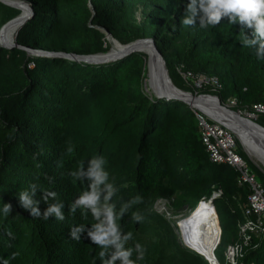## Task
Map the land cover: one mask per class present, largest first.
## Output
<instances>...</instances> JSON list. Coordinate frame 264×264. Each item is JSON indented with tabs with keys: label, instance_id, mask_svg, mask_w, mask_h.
<instances>
[{
	"label": "trees",
	"instance_id": "trees-1",
	"mask_svg": "<svg viewBox=\"0 0 264 264\" xmlns=\"http://www.w3.org/2000/svg\"><path fill=\"white\" fill-rule=\"evenodd\" d=\"M21 1L31 4L33 16L20 28L13 48L0 45V264H106L115 245L93 244L88 233L95 225L106 226L104 209L113 205L116 215L128 206L116 224L121 242L132 232L124 249L132 250L136 264H209L182 244L175 220L159 213L156 202L168 200V209L178 214L221 191L215 208L211 202L200 204L212 205L220 234L222 228L217 255L238 238L250 190L239 185L234 168L210 161L189 104L148 90V55L136 52L95 64L34 56L22 47L98 55L112 48L104 30L124 45L154 38L179 89L216 95L225 104L236 98L240 106L232 109L237 111L264 104V58L259 57L264 40L246 46L241 39L254 40V29L243 32L238 18L235 25L224 18L216 27L201 28L202 11L185 26L191 0ZM20 14L0 1V26ZM201 77L217 79L221 89L211 83L197 87ZM256 122L264 127V115ZM101 156L114 193L105 201L107 189L100 186L98 219L91 208L77 206L73 213L72 205L91 191V161ZM255 172L264 185V173ZM22 193L32 201L27 211ZM136 196L142 202L132 203ZM5 204H11L7 214ZM52 206H61L62 221L55 213L44 219ZM32 209L39 216H31ZM133 213L143 221L134 222ZM137 244L145 250L143 260ZM252 263L264 264V237L240 262Z\"/></svg>",
	"mask_w": 264,
	"mask_h": 264
},
{
	"label": "clouds",
	"instance_id": "clouds-1",
	"mask_svg": "<svg viewBox=\"0 0 264 264\" xmlns=\"http://www.w3.org/2000/svg\"><path fill=\"white\" fill-rule=\"evenodd\" d=\"M197 3H198V0H191V3L188 4V11H189L190 15H189L188 19L183 21L185 26L194 24L196 18L199 16V13L202 11L204 15L202 17H200L201 28L216 27L217 25H219L221 23V21L224 18H227L230 24L235 25L237 18H238L240 23L242 25H244V28L241 29L243 32L245 31L246 28H253L254 29V32H253V36L255 37L254 40H249V38L246 35H244L243 38L241 39L245 43L246 46L256 43L257 40H264V0H199V8L197 7ZM19 30L17 32V35L19 33ZM17 35H16V38H17ZM15 42H16V39H15ZM262 46H264V45H262ZM259 57L264 58V56H259ZM31 64H33V63H31ZM197 82L198 83H196V86L199 88L202 87L203 84H205V83L200 84L199 80ZM209 83H211V82H209ZM197 95H199V94H197ZM201 95H205V94H201ZM228 103H229V101L226 104L223 103V105H225L226 107H229L231 109L232 108H238V107H230V106H228ZM192 109L194 111L203 112L200 109H196V108L195 109L192 108ZM237 111L240 112L243 116L247 117L246 115L243 114L244 110L240 109ZM206 115L209 118L212 117L208 114H206ZM247 118H249V117H247ZM249 119H252V118H249ZM257 119H252V120H254L256 122ZM200 132H201V130H200ZM238 140L240 141L239 137H238ZM241 144L243 147L246 148V146L244 145L243 142H241ZM72 150L73 149L71 147L68 148L69 152H71ZM242 152H244L246 155L251 156L247 150H246V152H245V150H243ZM104 163H106V161H105L103 156L99 157L98 159L96 157H93V159L91 161V167L87 172V176L89 177V179L92 180L91 191H84L83 195H81L80 198L76 201V203L74 205H72V212L73 213L75 212L76 207L80 206V207H84V208H91L94 216L97 219L100 217L101 210L97 206L99 201H100V186L105 185V187L107 189V195L104 197L105 201L110 200L113 193H114L113 185L111 183L106 184V181H108V179H109V173L103 169L102 165ZM79 168H80L79 175H81V176L84 175V173H83V162L80 164ZM71 174L73 176H75L78 173L72 172ZM50 194L53 196L56 195V193H50ZM216 198H218V197H216ZM45 199H46V197H45ZM20 200H21V206L27 211L29 209V207L31 206L32 201L28 198V195L26 193L21 194ZM160 200H164V199H160ZM167 201L168 200H165V202H167ZM140 202H142V197H140V196H136L135 199L132 201V203H140ZM201 202L208 203L209 201L202 200L199 203H201ZM61 206L50 207L47 210V212L44 213V219L47 220L51 213H55L56 216L58 217V219L62 221L64 219V217L61 213ZM114 207H115L114 205L113 206H106L104 209V211L106 212V226L104 224L95 225L94 227L96 228V230L89 232L88 235L91 237V242L93 244L104 246V247H107L108 245H115L116 252L112 255L111 260L106 261V264H115V261L117 259H121L122 264H136V261L131 259L132 250L131 249H129V250L124 249V244L127 241H129L130 239H132L133 234H132V232H128V234L123 237V241L121 242V236L118 232V226L116 224V220L120 219L123 216V213L127 210L128 206L127 205L123 206L120 210L119 215L115 214ZM167 207H168V202H167ZM213 207L215 208L214 204H213ZM193 208L194 207L188 206L189 212H188L187 216L191 214L190 210H193V213H194L195 209H193ZM10 210H11V204H5L4 205L5 213L7 214ZM29 214L31 216H39V211L37 209H32L31 212H29ZM162 214H166V216L168 218L175 220L176 226H177V232L180 236V241L182 242V244L184 246L188 247L189 249H191V250L197 252L198 254H200L201 256H203L208 261L209 264H215L212 260L211 261L208 260L204 255H202L200 252H198L195 248L190 246L189 243L186 241L185 236H184V231L182 230V228L180 226V223H181L180 219H182L183 217L176 219L174 216L177 214H173L172 212L169 211V209H166V211ZM132 215H133V221L134 222H142L144 219V217L141 216L139 213H133ZM219 223H220V221H219ZM83 230H84V228L82 225L77 231L82 232ZM9 235H11V233H9ZM71 235L73 237H75L76 240L80 239L79 235L75 231L72 232ZM221 238H222V228H221V234H220V239H219L220 242L218 241L219 243L216 245L215 251L221 243ZM136 248L139 252L138 259L143 260L144 255H145V250L139 244L136 245ZM226 250H227V248H226ZM215 251H214V255L216 258L215 262H217V261L220 262ZM99 255L101 258H103L105 256V252L101 251L99 253ZM5 264H7V261H5Z\"/></svg>",
	"mask_w": 264,
	"mask_h": 264
},
{
	"label": "built area",
	"instance_id": "built-area-1",
	"mask_svg": "<svg viewBox=\"0 0 264 264\" xmlns=\"http://www.w3.org/2000/svg\"><path fill=\"white\" fill-rule=\"evenodd\" d=\"M30 67H34V64H31ZM209 82L216 87V90L221 89L217 79L209 80L205 77L199 79L200 84ZM239 105L238 99L229 100L228 106L238 107ZM195 113L201 130L202 141L209 154L210 161L234 168L238 173L239 185H247L250 190L248 204L244 208L246 220L239 224L238 238L228 245L224 263L240 264L246 250L253 245L254 241L264 237V185L251 169L247 160L240 154L245 147L242 146L237 135L224 123L213 117L209 118L204 112L195 111ZM243 114L249 118L257 119L259 116L264 115V104H254L252 107L244 109ZM221 195L222 192L219 191L214 193L213 196L220 197ZM197 206L193 208L195 209L194 213L197 211ZM216 263L222 264L218 261Z\"/></svg>",
	"mask_w": 264,
	"mask_h": 264
},
{
	"label": "water",
	"instance_id": "water-1",
	"mask_svg": "<svg viewBox=\"0 0 264 264\" xmlns=\"http://www.w3.org/2000/svg\"><path fill=\"white\" fill-rule=\"evenodd\" d=\"M0 1L3 2L4 4H7L9 6H12L22 11L24 10V8L27 9V12L22 13L21 11V14L19 16L9 21L8 23H6L1 30L2 33L6 34L7 29L12 25H15L16 28L20 29L24 25V23L33 16V7L28 2L21 1V0H0ZM104 32L106 33L107 39L112 45L111 51L105 54L77 55V54H66L64 52L57 53V52H47L43 50H34V49L26 48V47H22V48L27 50L29 54L34 55V56H56V57H62V58H69L72 60L85 61L88 63L102 64V63H109V62H114V61L123 59L136 52H142V48L145 45H148L150 47V50L152 51V57L157 67V79H158L159 88L158 90L155 91V95L158 98H166L169 100H172V99L182 100L185 103L189 104L194 109L195 108L198 109L199 104H201L203 101H206L205 100L206 98L212 99V103L214 104L215 107L223 111V113L228 115L229 117L231 118L233 117L237 121L238 124L240 122L241 125L246 127L249 132L252 133V131H254V132H258L259 134L264 135L263 126H261L254 120L243 116L240 112L234 111L231 108L226 107L225 105H223L221 99L218 96H213L209 94L197 95L192 92H187V91L179 89L173 83L169 75L166 61L163 57L162 52L159 50L158 45L154 38L139 39L130 44L124 45V44H121L115 38H113V36L108 31L104 30ZM115 43H117L121 47L120 50L116 49L114 51ZM15 45H16V42L13 41L11 46H9V48L11 47L13 48ZM147 60H149V57ZM148 68H149V64H148ZM149 72H150V68L148 70V78H149ZM215 198H216L215 196H212L209 202L213 203V200ZM201 203H206V202H201ZM205 257L210 261L212 260L214 263L216 261L214 252H213V258L212 257L210 258L207 255Z\"/></svg>",
	"mask_w": 264,
	"mask_h": 264
},
{
	"label": "bare ground",
	"instance_id": "bare-ground-1",
	"mask_svg": "<svg viewBox=\"0 0 264 264\" xmlns=\"http://www.w3.org/2000/svg\"><path fill=\"white\" fill-rule=\"evenodd\" d=\"M25 12H27V9L24 8L22 13ZM18 30L19 29L16 28L15 25H12L7 29L6 34L0 32L1 46H11L12 42L16 39ZM116 49H121L117 43L114 44V51ZM142 52L149 57L148 64L150 72L147 80V87L155 93L159 88V84L157 79V67L152 57V51L148 45H145L142 48ZM205 100L206 101L199 104L198 109L229 126L242 140L249 154L264 165V135L254 131H252V133L249 132L239 121L238 124L233 117H229L224 114L223 111L215 107L212 103V99L206 98ZM208 205L211 207L198 205L195 213H193V210H190V215L186 216L184 219L182 218L183 220L180 219V226L184 231L185 239L190 246L195 248L202 255H207L208 257L213 258V252L218 244L220 232L213 207L211 204Z\"/></svg>",
	"mask_w": 264,
	"mask_h": 264
},
{
	"label": "rangeland",
	"instance_id": "rangeland-1",
	"mask_svg": "<svg viewBox=\"0 0 264 264\" xmlns=\"http://www.w3.org/2000/svg\"><path fill=\"white\" fill-rule=\"evenodd\" d=\"M2 26H0V32L2 30ZM111 51V50H110ZM148 79V78H147ZM147 83V82H146ZM198 83V82H197ZM149 90V89H148ZM152 92V91H151ZM240 139V138H239ZM240 142H242V140L240 139ZM245 150L246 152V148L243 149ZM246 159V158H245ZM247 162L249 163V166L251 167V169H253V171L255 172V170H260L264 173V165L258 161L257 159H255L254 157L252 156H249L247 155ZM255 169V170H254ZM256 173V172H255ZM257 174V173H256ZM190 204V203H189ZM185 206L181 211H179V213L177 215H175L174 217L177 219V218H184L187 216L188 214V205ZM155 208L158 212L160 213H164L166 211V209H168L167 207V202H165V200H159L156 205H155ZM170 211V210H169ZM171 212V211H170ZM178 216V217H177ZM226 248L225 247H221L218 251H217V257L220 261V263L224 264L225 261H226Z\"/></svg>",
	"mask_w": 264,
	"mask_h": 264
}]
</instances>
